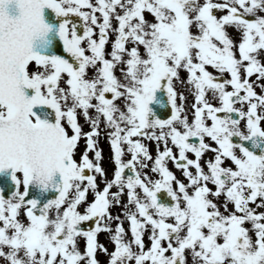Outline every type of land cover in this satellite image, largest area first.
<instances>
[{
	"label": "snow or ice",
	"instance_id": "snow-or-ice-1",
	"mask_svg": "<svg viewBox=\"0 0 264 264\" xmlns=\"http://www.w3.org/2000/svg\"><path fill=\"white\" fill-rule=\"evenodd\" d=\"M12 2L0 0V171L11 168L17 185L10 198L0 195L4 264H99L98 250L107 264H188V256L191 264H264V211H257L264 208V150L257 154L242 143L251 140L256 148L257 138L264 139V94L253 87L264 90L258 83L264 80V0H15V18L7 10ZM45 7L80 18L81 34L70 19L58 28L78 67L34 50L35 38L51 30ZM177 84L193 97L191 120ZM162 86L171 114L149 119V104ZM35 106L53 109L55 122L41 119ZM101 123L112 153L111 178L100 163ZM145 140L155 142V157ZM207 150L213 157L205 168ZM169 160L187 183L167 167ZM149 161L158 178L144 171ZM57 172L62 183L55 185V199L42 206L25 199L33 180L46 188ZM162 191L170 203L159 202ZM113 206L120 214H112ZM21 209L26 222L18 218ZM101 232L109 234L110 252L98 240Z\"/></svg>",
	"mask_w": 264,
	"mask_h": 264
},
{
	"label": "flooded vegetation",
	"instance_id": "flooded-vegetation-1",
	"mask_svg": "<svg viewBox=\"0 0 264 264\" xmlns=\"http://www.w3.org/2000/svg\"><path fill=\"white\" fill-rule=\"evenodd\" d=\"M93 3H95V0H93ZM83 10H88V9H83ZM99 13H97L98 15ZM146 16V15H145ZM148 17L149 20L152 19L151 16H146ZM75 23V22H74ZM73 23V24H74ZM81 27H80V25ZM76 28L78 29L77 30V34H81L82 31H83V26H82V22L80 21V18L78 17V20H76ZM111 37H109V41L108 43L106 44V47H105V52H106V55L107 53L111 50ZM141 51L142 48H141ZM120 67L122 66H117L116 70H115V74L120 77L121 73H120ZM208 70L213 72L215 74V70L211 68V66H208ZM91 72H92V69H89V75H91ZM227 75V74H225ZM180 77L181 79H185L186 78V73L184 70H180ZM249 80L250 81H254L256 80V76L255 74L252 76V77H249ZM61 83V86H63V80L60 82ZM258 83H261V84H264V80H261L259 81ZM254 87V90L257 92L258 95L260 94H264V90L261 89V87L257 86L256 84L253 85ZM176 90L177 92H184L185 93V96H186V100H185V108L187 110V115H188V118L189 120H191L193 117H192V110L190 108V104L193 100V97L190 93H188L186 91V86H182V85H179L177 84L176 85ZM229 90H230V86H229ZM210 96V94H209ZM212 103H217V101L215 100H212L211 101ZM177 103L179 104V99L177 100ZM236 107H240L239 104L235 105ZM149 107L152 109V113L150 114L149 116V119H154V118H160V119H166L170 116L171 114V106L170 104L168 103V97H167V93H166V90L164 89V87L162 86L161 89L157 90L156 93H155V98L152 102H150L149 104ZM245 107V110H246V105L244 106ZM92 110H90V113H91ZM78 122L83 126V131H88L89 130V126L87 123H85L84 121V118L82 115H79L78 114ZM241 126H242V129H243V126H244V121L242 120L241 121ZM261 126L264 127V121H262L261 123ZM107 131V129L104 128L103 126V123H101V135L98 139V147L99 149L102 151V160L100 161L102 167L105 169V172H106V176L108 178H111L112 175H113V162H112V159H111V156H112V153H111V150H110V145H109V142H108V139H107V136L104 135V133ZM192 139H195V138H192ZM234 142L236 143H241L239 137H233L232 138ZM258 142H259V147H256V148H253L252 146V141L249 140V141H243L242 143L244 144L245 147H248L249 150H252L254 152H256L257 154H261V151L264 150V139H261V138H257ZM205 141L211 145L214 146V142H212L210 140V138H205ZM147 146L149 147V151L152 153L153 157H155V154H156V146H155V142L153 141H147L145 140L144 141ZM85 149V140L84 138L82 137L80 139V141L78 142V147L76 149V152H75V158L77 159V161L80 160V156H81V152ZM173 151L176 152V149L175 147H173ZM187 155L189 156V158H194V154L192 153H187ZM89 157L90 158H94V154L93 152L90 150L89 151ZM213 157V153L210 151V150H207L205 151V153L202 155V158H201V164L202 166H205L206 168V165H205V161L212 158ZM127 155L125 156V159H127ZM149 163V168H146L144 169L145 172L148 173L149 177H151L152 179H155V178H158V174L156 173H152L150 171V168H151V161L148 162ZM225 163H229V161H225ZM167 167L173 171V173L176 175V177L178 179H180L181 181L187 183V180L186 178L182 175V171L175 168L174 165H173V162L171 160H169L167 162ZM193 172H194V169H191ZM97 183L99 185L100 188L103 187V183L101 182V178L100 176L97 174ZM175 186V184H174ZM209 187H214L213 185L209 184ZM23 190L22 186H21V191ZM110 191H116V188L114 187L113 189H111ZM158 198H159V202L161 203H170L171 202V198L167 196V194L165 192H161V193H158ZM86 199L88 201H91L93 199V194L91 193V191H89L88 193H86ZM122 202L126 200V194L124 196H122ZM223 201V197L220 198V201L219 202H222ZM250 206H255V205H250ZM79 209L81 211H83V204L78 206ZM232 205L230 204L229 205V208H231ZM223 210V209H222ZM110 211L112 212L113 215H116V214H120V206H113ZM257 211H264V208H261V209H257ZM113 225L116 223V221H113L112 222ZM85 224H91V223H87L85 222ZM2 226V225H0ZM84 226V225H82ZM246 227H250V225H248L247 223L245 224ZM124 227L126 229V231L129 229V224L128 222L125 220L124 221ZM126 239H131V236H130V233L126 236ZM98 240L100 243H104L105 246L109 249H113V244L110 242L109 240V234L106 233V232H101L98 234ZM144 240H145V246L146 248L149 246V240H148V235H147V232L145 233L144 235ZM79 246H80V250L83 252L84 251V248H85V241L83 239L79 240ZM109 250V252L111 251ZM98 252V251H97ZM106 255V254H105ZM103 261V260H102ZM108 261V258H105V262ZM0 264H4V261L2 259H0Z\"/></svg>",
	"mask_w": 264,
	"mask_h": 264
},
{
	"label": "water",
	"instance_id": "water-1",
	"mask_svg": "<svg viewBox=\"0 0 264 264\" xmlns=\"http://www.w3.org/2000/svg\"><path fill=\"white\" fill-rule=\"evenodd\" d=\"M8 14L15 18L20 15V10L15 0L8 5ZM43 18L45 23L51 26V30L46 34V39L43 43L37 39L34 42V50L42 55L47 56H65L68 52L65 51L63 42L58 35V28L60 23H62L66 17L58 16L55 11L51 8L45 7L42 10ZM27 95L31 96L34 94V89L25 88ZM34 112L40 116L41 119H46L48 122H55V112L48 106H35L33 109ZM62 178L60 173L57 172L54 174L53 179L50 183V186L44 187L40 185L37 181L33 180L31 184L28 185L27 196L25 199H35L38 201L39 206L45 204L48 200L55 199L59 195L58 189L55 185L61 184Z\"/></svg>",
	"mask_w": 264,
	"mask_h": 264
},
{
	"label": "rangeland",
	"instance_id": "rangeland-1",
	"mask_svg": "<svg viewBox=\"0 0 264 264\" xmlns=\"http://www.w3.org/2000/svg\"><path fill=\"white\" fill-rule=\"evenodd\" d=\"M219 2H222V0H219ZM147 14H148V13H147ZM217 14H219V13H217ZM98 17H99V14H98ZM146 18H147V17H146ZM113 25H114V26L116 25V21H115V20H113ZM229 32H230V34H232L233 37L235 38V35H236V34H235L234 30L229 29ZM110 36H111V39H113V37H114V33H111V32H110L109 37H110ZM34 67H35V65H34V62H33V64L31 65V68H34ZM88 74H89V72H88ZM18 218H19L20 220L24 221V220L26 219L25 212L22 211V210L19 211V216H18ZM186 255H187V254H186ZM105 257L108 258V256L105 255L104 252L98 250V252L96 253V258H97L99 264H107V262H105ZM101 260H103V261L101 262ZM188 260L191 261V257H190V256H188Z\"/></svg>",
	"mask_w": 264,
	"mask_h": 264
},
{
	"label": "clouds",
	"instance_id": "clouds-1",
	"mask_svg": "<svg viewBox=\"0 0 264 264\" xmlns=\"http://www.w3.org/2000/svg\"><path fill=\"white\" fill-rule=\"evenodd\" d=\"M46 34H47V33H46ZM46 34L43 35V36H37V37L35 38L34 42H36L37 39H39V41H40L41 43H43L44 40L46 39ZM34 42H33V47H34Z\"/></svg>",
	"mask_w": 264,
	"mask_h": 264
}]
</instances>
